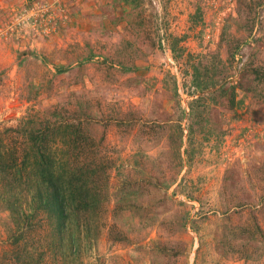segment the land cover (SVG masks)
Instances as JSON below:
<instances>
[{
    "label": "rangeland",
    "instance_id": "rangeland-1",
    "mask_svg": "<svg viewBox=\"0 0 264 264\" xmlns=\"http://www.w3.org/2000/svg\"><path fill=\"white\" fill-rule=\"evenodd\" d=\"M148 1L157 40L161 12L168 30L179 33L198 7L205 22L214 21L210 39L185 44L220 50L218 33L231 14L227 5L216 10L221 0H164L167 14L162 0ZM140 10L136 0H0V135L63 100L88 99L85 112L98 122L127 119L129 110L141 119H173L183 93L162 81L171 52L144 38ZM250 47L264 58L259 42L246 44L240 59ZM239 65L228 80L247 96L231 105L225 86L221 101L200 112L209 134L189 133L181 117L179 158L166 133L108 128L104 139L117 166L83 225L71 214L60 236H47L27 206L0 197V264H264V103L245 90L252 75ZM89 128L102 133L97 123ZM118 180L128 185L113 186Z\"/></svg>",
    "mask_w": 264,
    "mask_h": 264
},
{
    "label": "trees",
    "instance_id": "trees-1",
    "mask_svg": "<svg viewBox=\"0 0 264 264\" xmlns=\"http://www.w3.org/2000/svg\"><path fill=\"white\" fill-rule=\"evenodd\" d=\"M136 2L141 7L144 38L152 47H161L163 43L171 52V66L162 81L173 89L172 93H177V89L183 93L174 100L173 119H141L135 111L129 110L127 119L109 116L98 122L99 118L85 112L88 99L63 100L52 103L48 109L28 113L17 129L6 128L0 135V197L2 200L12 198L27 206L29 218L35 219V223L42 222L47 236H60L71 214L83 225L87 220L86 210L97 204L110 186L111 170L117 165L112 148L104 139L108 128L119 132L132 130L143 136L166 133L170 148L179 158L181 154L175 142L182 128L181 117L187 116L189 133L198 128L200 133L209 134L210 130L204 128L205 118L200 114L205 106L218 104L226 95L225 86L230 89L231 105L240 106L242 96H247L235 90L228 80L230 69L238 62L242 70L252 75L251 85L245 90L251 98L264 103V58L251 47L242 54V59L238 54L248 43L264 44L262 0H221L216 10L227 5L231 14L222 21L216 43L220 50L214 51L196 50L185 44L189 37L197 39L199 46L210 39L205 36L212 32L214 21L205 22L198 7L189 13L187 29L179 33L168 30V17L161 12L157 23L163 27L164 36L157 40L153 34V15L148 12L149 1ZM161 7L167 14L164 0ZM190 27L196 30L189 32ZM100 64L106 69L110 65ZM27 122L30 123L28 128L24 126ZM95 123L102 130L99 137L89 128ZM192 137L189 135V139ZM117 183L113 186L128 185L119 180ZM42 212L50 220L48 225H43L45 218L38 215Z\"/></svg>",
    "mask_w": 264,
    "mask_h": 264
}]
</instances>
